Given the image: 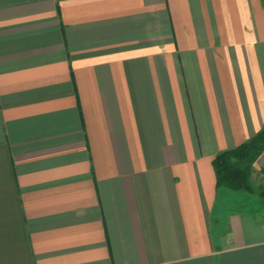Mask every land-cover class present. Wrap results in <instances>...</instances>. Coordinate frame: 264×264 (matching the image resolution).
Instances as JSON below:
<instances>
[{
    "label": "crops",
    "instance_id": "0c3cea01",
    "mask_svg": "<svg viewBox=\"0 0 264 264\" xmlns=\"http://www.w3.org/2000/svg\"><path fill=\"white\" fill-rule=\"evenodd\" d=\"M263 128L264 0H0V264H264Z\"/></svg>",
    "mask_w": 264,
    "mask_h": 264
},
{
    "label": "trees",
    "instance_id": "16d2710c",
    "mask_svg": "<svg viewBox=\"0 0 264 264\" xmlns=\"http://www.w3.org/2000/svg\"><path fill=\"white\" fill-rule=\"evenodd\" d=\"M264 155V128L240 147L219 153L213 160L217 187L261 198L264 184L254 180L255 166Z\"/></svg>",
    "mask_w": 264,
    "mask_h": 264
},
{
    "label": "rangeland",
    "instance_id": "374dc122",
    "mask_svg": "<svg viewBox=\"0 0 264 264\" xmlns=\"http://www.w3.org/2000/svg\"><path fill=\"white\" fill-rule=\"evenodd\" d=\"M262 164H264L263 162H261ZM258 169V168H257ZM254 180H255V182L257 183V184H264V177H262L261 175H260V171L258 172L257 171V174H256V176L254 177ZM245 195H247V197H250V196H248V194H245ZM251 199L252 200H258V197H256V196H254V197H251Z\"/></svg>",
    "mask_w": 264,
    "mask_h": 264
}]
</instances>
